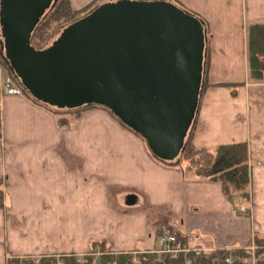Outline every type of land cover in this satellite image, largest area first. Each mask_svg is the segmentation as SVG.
Here are the masks:
<instances>
[{
    "label": "crops",
    "instance_id": "crops-1",
    "mask_svg": "<svg viewBox=\"0 0 264 264\" xmlns=\"http://www.w3.org/2000/svg\"><path fill=\"white\" fill-rule=\"evenodd\" d=\"M170 1L199 15L211 32L210 88L193 147L247 144L250 215L235 214L220 183L156 161L140 136L102 107L61 126L45 104L4 94L9 76L0 64V263L3 255L5 263L78 255L94 242L114 252L151 249L162 225L179 229L202 252L264 238V81L249 77L247 53L248 28L264 24V0ZM129 193L139 196L138 207L124 204Z\"/></svg>",
    "mask_w": 264,
    "mask_h": 264
},
{
    "label": "water",
    "instance_id": "water-1",
    "mask_svg": "<svg viewBox=\"0 0 264 264\" xmlns=\"http://www.w3.org/2000/svg\"><path fill=\"white\" fill-rule=\"evenodd\" d=\"M55 1L0 0V53L19 85L49 108L107 109L156 161L175 165L200 107L201 20L170 0H105L34 47ZM124 201L140 204L134 193Z\"/></svg>",
    "mask_w": 264,
    "mask_h": 264
},
{
    "label": "trees",
    "instance_id": "trees-1",
    "mask_svg": "<svg viewBox=\"0 0 264 264\" xmlns=\"http://www.w3.org/2000/svg\"><path fill=\"white\" fill-rule=\"evenodd\" d=\"M95 2L96 1H94V4L91 3L79 10L73 7L70 0H56L34 31L31 39L33 46L39 48L43 47L48 42L49 37L56 30L90 12L93 7H95ZM175 4L182 7L177 2ZM192 15L201 20L206 34V64L204 68L205 72L203 74L204 83L202 86V88H206V73L208 74L209 69L208 61L210 46L207 39H209L211 32L209 31L208 23H206L205 20L197 14ZM248 30L247 53L249 77L256 82L264 81V24L252 25ZM0 64L5 67L8 76L13 78V80L19 84L8 65L4 63V60H0ZM225 86L233 90L238 84H225ZM23 92L33 99L24 88ZM33 100L36 101L35 99ZM36 102L43 104L40 101ZM87 107L93 106L74 108V110L53 109V111L58 115V121L60 125L63 126L68 125L71 122L68 118L69 116H79L87 109ZM191 138L186 144L179 161L175 164L178 165L183 172L191 173L199 179L220 183L223 195L227 197L231 204H233L234 197L238 195L241 196L245 202H249L248 189L250 186V172L247 144L236 142L234 144L218 146L212 149L213 151L206 149L198 150L193 147V139ZM1 184L2 183H0V205L4 200ZM248 211L249 210H246L245 212L246 216L248 215L246 214ZM235 213L237 215L243 214L240 210H235ZM169 229L172 231L173 235H176V241L180 242L185 249H189L187 253L179 252L175 257L168 252L158 253L157 250H160L158 244L154 252H140L135 256L133 253L134 251L112 252L106 247L105 242H94L91 247L92 251L88 255H85L81 261L77 255L70 254L69 256H61V259H58L55 255H46L41 258L10 257L8 264H60L58 260L61 261V264H250L247 261L250 255H248L242 247L229 251L225 249H217L197 254V252L189 246L188 236L184 235L176 227L162 225L157 231L158 239L160 240ZM252 239L256 243L257 248H260L257 249L255 254L257 256H264V238L254 234ZM98 252L99 255H96ZM134 257H136L137 260H134ZM256 264H264V257L262 260L257 261Z\"/></svg>",
    "mask_w": 264,
    "mask_h": 264
},
{
    "label": "rangeland",
    "instance_id": "rangeland-1",
    "mask_svg": "<svg viewBox=\"0 0 264 264\" xmlns=\"http://www.w3.org/2000/svg\"><path fill=\"white\" fill-rule=\"evenodd\" d=\"M94 1H96L95 2V5L94 6H97V4L99 5V4H101V3H103V2H105V0H70V2H72V5H73V7L75 8V9H79V10H81L82 8H84L85 6H87V5H89V4H91V3H93L94 4ZM93 9H94V7H93ZM61 28V27H60ZM59 30V29H58ZM57 31V30H56ZM55 31V32H56ZM211 34V33H210ZM52 36V35H51ZM207 41L210 43V37H209V39H207ZM210 45H211V43H210ZM0 60H3V57H2V54L0 53ZM205 64H206V57H205V62H204V67H205ZM209 71V70H208ZM205 72V71H204ZM206 79H207V73H206ZM204 81V80H203ZM204 83V82H203ZM210 88V85H209V82H208V79H207V86H206V88L204 87V88H202V95H201V98L204 96V94L207 92V90ZM234 90H236L235 88L233 89V91ZM200 101H201V99H200ZM99 107V106H98ZM94 108H97L96 106H93V107H87V109H94ZM52 109H54V108H52ZM86 109V110H87ZM85 110V111H86ZM104 110H106L109 114H111L107 109H105L104 108ZM112 115V114H111ZM79 116H81V114L79 115ZM79 116H69L68 118L70 119V123H72V122H74L75 120H77V119H79L80 117ZM113 116V115H112ZM114 117V116H113ZM115 118V117H114ZM69 123V124H70ZM129 130V129H128ZM131 131V130H130ZM133 132V131H132ZM134 133V132H133ZM134 134H136V133H134ZM192 134H193V130L190 132V134H189V136H188V138L186 139L187 140V143H188V141L190 140V138H191V136H192ZM249 190V189H248ZM249 192V191H248ZM248 195H249V193H248ZM249 199H250V195H249ZM233 208L235 209V210H237V211H241L242 213H243V215H245V212H246V210H249L248 211V213H246V214H248V215H250V212H251V207H248L249 206V202H245L244 200H243V198L241 197V196H235L234 197V201H233ZM164 211H166L165 209H163ZM236 214V213H235ZM247 215V216H248ZM246 216V215H245ZM252 237L246 242V244H244L243 246H241L245 251H246V253L248 254V255H250V257L247 259V261H248V263H250V264H256V262L257 261H259V260H262L263 259V255H260V256H257L256 254H255V252L257 251V249H260V248H257V245H256V243L254 242V240L252 239ZM160 241V240H159ZM249 242V243H248ZM160 243V242H159ZM158 245V244H157ZM157 245L155 246V247H151V249H146V250H139V252L138 251H135V250H128V251H134L133 253H134V255L136 256L138 253H140V252H154L155 251V249L157 248ZM232 249H235V248H229V249H225V250H227V251H229V250H232ZM193 250H195V251H199V250H197V249H193ZM92 250H90V248H89V250L86 252V253H84V252H82V251H80V252H78L79 254L77 255V254H75V255H77L78 256V258H79V260L81 261L83 258H84V256L85 255H88L90 252H91ZM127 251V252H128ZM207 251H211V250H207ZM212 251H214V250H212ZM264 251V250H263ZM112 252H114V251H112ZM157 252L158 253H160V251L159 250H157ZM199 252H202V251H199ZM70 254H73V253H69V254H67V253H57L55 256L58 258V259H61V256H69ZM197 254H199V253H197ZM96 255H99V252L96 254ZM35 257V256H34ZM2 258H3V260H2V263H0V264H8V260H7V262L5 263V258H4V255L2 256ZM33 258V257H32ZM36 258H40V257H36ZM134 260H137V258L136 257H134ZM58 262L61 264V261L60 260H58Z\"/></svg>",
    "mask_w": 264,
    "mask_h": 264
},
{
    "label": "built area",
    "instance_id": "built-area-1",
    "mask_svg": "<svg viewBox=\"0 0 264 264\" xmlns=\"http://www.w3.org/2000/svg\"><path fill=\"white\" fill-rule=\"evenodd\" d=\"M3 93L6 95H23V88L20 87V85L13 80L10 76L7 77L3 84ZM159 247H160V252H168L172 254L174 257L177 255L179 252H184L187 253L189 249H185L180 242L176 241V235L172 234V231L169 229L166 231V233L163 235V237L160 238L159 241ZM200 251V250H199ZM199 251H196L197 253L200 254Z\"/></svg>",
    "mask_w": 264,
    "mask_h": 264
}]
</instances>
